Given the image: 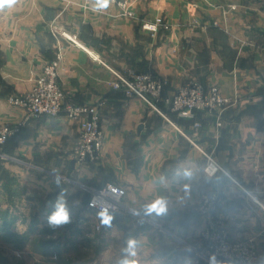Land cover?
<instances>
[{"label":"crops","instance_id":"0c3cea01","mask_svg":"<svg viewBox=\"0 0 264 264\" xmlns=\"http://www.w3.org/2000/svg\"><path fill=\"white\" fill-rule=\"evenodd\" d=\"M128 1L131 18L120 16L113 4L95 11L94 0L1 1L0 125L21 127L2 148L16 158L0 164V185L5 186V171L27 178L32 196L46 204L43 216L63 189L71 212H80L87 224L98 218L87 208L92 191L107 183L124 187V210L110 214L111 226L125 235V250L135 242V255L126 256L136 264L193 263L191 242L205 224L199 208L205 196L217 194V214L231 235L254 240L264 264V0ZM158 16L169 21L166 27L158 33L143 29L144 20ZM61 52L59 84L68 98L102 103L105 142L96 162H76L78 121L27 119L10 101L30 92ZM130 71L161 79L168 95L199 81L217 86L234 103L218 113L166 118L114 88L116 73ZM206 154L222 166L215 176L205 172ZM159 198L166 212L148 213L147 205Z\"/></svg>","mask_w":264,"mask_h":264},{"label":"built area","instance_id":"2783aa9c","mask_svg":"<svg viewBox=\"0 0 264 264\" xmlns=\"http://www.w3.org/2000/svg\"><path fill=\"white\" fill-rule=\"evenodd\" d=\"M118 7L120 16L131 18L135 16L128 0H113ZM231 8H235L231 5ZM218 25V23L215 22ZM167 26L163 17L144 20L142 27L152 33H158ZM66 34V33H65ZM64 62L61 52L56 59L48 62L43 72L35 79L33 89L24 95L11 98V103L23 108L27 119L41 117H66L80 124V137L75 150L76 162L83 165L96 162L100 158L105 131L102 120V103L96 105L80 104L68 98V94L59 84L60 71ZM264 64V56H263ZM114 88L135 95L146 102L153 110L166 118L168 114L192 118L196 112H222L234 103L230 97L224 96L217 86L205 87L199 81H192L178 89L173 95L166 92V83L147 73L130 71L127 74L116 73ZM21 125L0 126V147L7 144L11 137L16 136ZM195 128L200 123H194ZM3 154L0 153V156ZM205 172L215 176L222 171V166L210 154H206ZM113 189L116 191L113 192ZM125 188L107 183L102 188L92 191L87 201V208L100 212L105 207L109 214L121 212L124 209ZM94 201V206L90 202ZM199 214L205 224L197 233V246L194 248L193 263L208 264H259L260 251L254 240H243L233 237L226 227L223 218L217 214V194L204 197L199 208Z\"/></svg>","mask_w":264,"mask_h":264},{"label":"rangeland","instance_id":"374dc122","mask_svg":"<svg viewBox=\"0 0 264 264\" xmlns=\"http://www.w3.org/2000/svg\"><path fill=\"white\" fill-rule=\"evenodd\" d=\"M7 3L5 0V4ZM3 125L15 124L4 123L0 126ZM2 152L6 153L4 149H0V153ZM15 158L7 153L3 154L0 156V164L12 163ZM28 170L30 169L26 166L25 173ZM5 175L4 188L0 185V264H81L88 260L121 261L127 257L123 248L125 235H119L117 231L114 233L111 222L109 225H103L98 217L95 222L87 224L86 221H80V212H72L74 217L70 224L53 230L48 226L46 216L42 214L46 204L39 196L37 199L32 196L30 181L22 175L18 178L16 172L5 171ZM144 222L158 233L162 232V229L152 222ZM169 237L174 239L175 243H183L178 235L171 234ZM48 241L55 244L53 249L57 252L52 251L50 247L46 248ZM196 246L197 239L194 238L190 247L193 249ZM102 248H105L104 254L100 251ZM108 248L112 251L109 252ZM190 256L192 261L194 255Z\"/></svg>","mask_w":264,"mask_h":264},{"label":"clouds","instance_id":"9594fccd","mask_svg":"<svg viewBox=\"0 0 264 264\" xmlns=\"http://www.w3.org/2000/svg\"><path fill=\"white\" fill-rule=\"evenodd\" d=\"M8 3H14L15 0H7ZM113 0H94L93 9L95 11H104L107 10ZM54 183L59 186L61 181L59 176L54 177ZM116 190L113 189V192ZM90 206H94V201L90 202ZM48 207L51 211L46 215V222L50 228L55 230L56 228L66 226L72 222V212L68 207L66 200V192L65 190H61V192L57 195L54 201L48 202ZM167 210L166 201L163 198H159L153 201L151 204L147 205L146 211L148 213H157L163 214ZM98 217L101 220L103 225H109L112 220V215L109 214L108 208L105 207L103 210L98 212ZM135 242L129 241L128 249L125 251L128 255L134 256L135 252L131 251L134 248ZM119 264H136L135 260L128 259L127 257L123 258Z\"/></svg>","mask_w":264,"mask_h":264},{"label":"trees","instance_id":"16d2710c","mask_svg":"<svg viewBox=\"0 0 264 264\" xmlns=\"http://www.w3.org/2000/svg\"><path fill=\"white\" fill-rule=\"evenodd\" d=\"M4 146H5V145H4ZM4 146H3V147H4ZM3 147H0V149L2 150ZM2 153H3V152H2ZM3 154H4V153H3ZM54 245H55V244L52 243L51 241H48V242L45 244L46 248H49V247H50L52 251H55V250L53 249V248H54ZM55 252H57V250H56Z\"/></svg>","mask_w":264,"mask_h":264},{"label":"water","instance_id":"95a60500","mask_svg":"<svg viewBox=\"0 0 264 264\" xmlns=\"http://www.w3.org/2000/svg\"><path fill=\"white\" fill-rule=\"evenodd\" d=\"M191 264H201V263H191Z\"/></svg>","mask_w":264,"mask_h":264}]
</instances>
